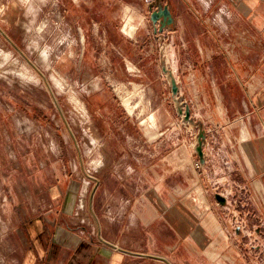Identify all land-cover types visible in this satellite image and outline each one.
<instances>
[{
    "label": "rangeland",
    "instance_id": "1",
    "mask_svg": "<svg viewBox=\"0 0 264 264\" xmlns=\"http://www.w3.org/2000/svg\"><path fill=\"white\" fill-rule=\"evenodd\" d=\"M179 1L0 0V264L18 225L13 196L35 190L44 162L53 180L87 181L95 211L133 228L128 213L147 212L152 198L197 210L214 203L233 230L262 232L243 239L246 258L264 264V248L252 247L264 229L244 198L238 158L222 126L192 106L176 44L151 20L152 7Z\"/></svg>",
    "mask_w": 264,
    "mask_h": 264
},
{
    "label": "crops",
    "instance_id": "2",
    "mask_svg": "<svg viewBox=\"0 0 264 264\" xmlns=\"http://www.w3.org/2000/svg\"><path fill=\"white\" fill-rule=\"evenodd\" d=\"M179 2L152 7L151 20L176 44L192 106L222 126V138L238 158L244 198L264 229V0ZM123 9L114 20L123 18ZM123 28L131 34L134 27ZM136 47L131 43L130 51L145 60ZM147 59L145 77L153 71ZM47 164L37 167L41 178L33 181L35 190L13 196L18 225L11 231V256L2 264H260L246 258L250 246L243 237L262 232L233 230L214 203L205 205V197L197 198L203 210L198 204L186 209L177 197L152 198L145 203L147 212L128 213L138 220L133 228L115 223L116 215L95 211L87 181L53 180L57 173L45 171ZM213 196L215 203L225 202ZM260 246L264 239L252 245Z\"/></svg>",
    "mask_w": 264,
    "mask_h": 264
},
{
    "label": "water",
    "instance_id": "3",
    "mask_svg": "<svg viewBox=\"0 0 264 264\" xmlns=\"http://www.w3.org/2000/svg\"><path fill=\"white\" fill-rule=\"evenodd\" d=\"M199 154H201L200 151H199ZM217 198H218L220 201H224V198H223L222 196H220L219 194H217Z\"/></svg>",
    "mask_w": 264,
    "mask_h": 264
},
{
    "label": "built area",
    "instance_id": "4",
    "mask_svg": "<svg viewBox=\"0 0 264 264\" xmlns=\"http://www.w3.org/2000/svg\"><path fill=\"white\" fill-rule=\"evenodd\" d=\"M199 151H200V153L201 154H199V155H202V151H201V149H199ZM196 165L198 166L199 165V162H196ZM220 195V194H219ZM220 196H222V195H220ZM223 197V196H222ZM224 198V197H223Z\"/></svg>",
    "mask_w": 264,
    "mask_h": 264
},
{
    "label": "bare ground",
    "instance_id": "5",
    "mask_svg": "<svg viewBox=\"0 0 264 264\" xmlns=\"http://www.w3.org/2000/svg\"><path fill=\"white\" fill-rule=\"evenodd\" d=\"M125 103H127V101H126ZM125 103H124V104H125ZM127 105H128V103H127ZM129 108H131V107H129ZM131 110H132V109H131ZM128 111H129V110H128Z\"/></svg>",
    "mask_w": 264,
    "mask_h": 264
}]
</instances>
